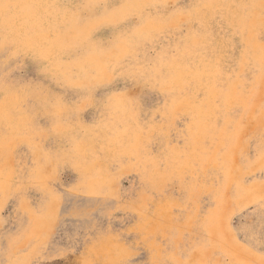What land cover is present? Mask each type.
<instances>
[{
	"label": "rangeland",
	"instance_id": "374dc122",
	"mask_svg": "<svg viewBox=\"0 0 264 264\" xmlns=\"http://www.w3.org/2000/svg\"><path fill=\"white\" fill-rule=\"evenodd\" d=\"M0 264H264V0H0Z\"/></svg>",
	"mask_w": 264,
	"mask_h": 264
}]
</instances>
